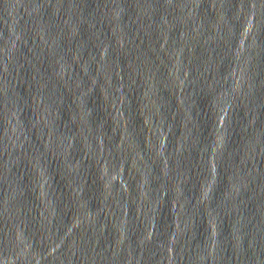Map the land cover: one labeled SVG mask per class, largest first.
<instances>
[{"label": "water", "instance_id": "obj_1", "mask_svg": "<svg viewBox=\"0 0 264 264\" xmlns=\"http://www.w3.org/2000/svg\"><path fill=\"white\" fill-rule=\"evenodd\" d=\"M0 264H264V0H0Z\"/></svg>", "mask_w": 264, "mask_h": 264}]
</instances>
